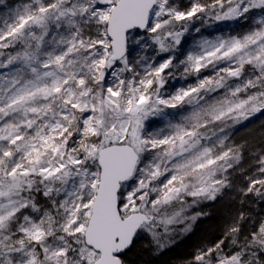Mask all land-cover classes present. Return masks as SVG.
<instances>
[{"label":"snow or ice","instance_id":"snow-or-ice-1","mask_svg":"<svg viewBox=\"0 0 264 264\" xmlns=\"http://www.w3.org/2000/svg\"><path fill=\"white\" fill-rule=\"evenodd\" d=\"M177 73L195 83L165 93ZM258 115L264 0H0V264L160 256L226 190L239 207L180 264H264V123L230 131Z\"/></svg>","mask_w":264,"mask_h":264},{"label":"trees","instance_id":"trees-1","mask_svg":"<svg viewBox=\"0 0 264 264\" xmlns=\"http://www.w3.org/2000/svg\"><path fill=\"white\" fill-rule=\"evenodd\" d=\"M264 123V117H252L250 121H245L243 124L235 125L232 131V142L244 143L247 140L249 143H253L251 133H259L261 130V124ZM254 169L253 156L250 151L246 152L244 158L237 166V170L232 173L231 179L237 186L244 183L245 173H251ZM236 192L234 190H226L225 193L218 197L215 202H206L202 205L204 211L210 213V216L203 217L202 222L198 220L193 227V232L186 236L177 238V243L171 248L167 249V254L162 255V262H155L152 259L150 250H145V246L149 244L147 241L143 243V240L139 241L136 248L128 254L129 264H142L143 261H148L149 264H180V261L191 253L194 248H190L188 242L197 241V246L214 240L216 237L221 235L223 228L229 222V215L239 207L238 199H235ZM188 236L194 238L191 239ZM180 249V250H178ZM142 253L138 256L137 253Z\"/></svg>","mask_w":264,"mask_h":264},{"label":"rangeland","instance_id":"rangeland-1","mask_svg":"<svg viewBox=\"0 0 264 264\" xmlns=\"http://www.w3.org/2000/svg\"><path fill=\"white\" fill-rule=\"evenodd\" d=\"M20 2H21V0H7V3L9 5H15L16 3H20ZM179 3H181L184 6H187L189 3V0H179ZM228 23H231V22H222L219 25L222 33L226 34L227 32L230 31V29L228 27ZM234 26L235 25L233 24V27ZM209 31L212 32L213 35L220 34V33H217L215 31V26L212 29H208L207 31H205V35H207ZM205 74H208V73H205ZM189 83H195V77H188L187 80H181L179 77V73H177L176 79L173 80V79L169 78V83H168V85L165 86L164 91H165V93H167V92L173 91L175 87L186 86ZM196 210H199V209H194V211H196ZM200 221L201 222L203 221L202 218L200 219ZM188 237L191 239H194L190 236H188ZM142 240H143V243H146L147 241L149 242V238H147V237L142 239ZM188 244H189L190 248L195 249L197 247V241H191V242H188ZM178 250H180V249H178ZM166 254H167V250H165V252L162 253V255H166ZM152 259L155 262H162L161 255L160 256H153L152 255Z\"/></svg>","mask_w":264,"mask_h":264}]
</instances>
